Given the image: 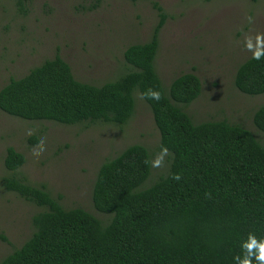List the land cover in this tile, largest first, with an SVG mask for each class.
<instances>
[{"label":"trees","instance_id":"obj_1","mask_svg":"<svg viewBox=\"0 0 264 264\" xmlns=\"http://www.w3.org/2000/svg\"><path fill=\"white\" fill-rule=\"evenodd\" d=\"M14 1L22 11L24 0ZM155 9L159 21L150 41L125 49L129 70L116 80L78 82L56 55L0 89V112L27 122L121 127L134 113L137 90L152 113L160 150L169 154L166 175L141 189L151 172L150 154L141 145L105 161L91 192L94 209L109 216L103 224L82 209L65 210L45 187L18 178L25 158L7 148L3 162L11 175L3 188L45 210L32 217V235L0 264H233L250 232L264 238V147L238 125L192 123L177 105L199 97L196 75L178 76L165 92L153 63L166 16ZM234 87L247 96L264 95V58L239 65ZM149 90L160 99L142 96ZM252 121L264 134V106Z\"/></svg>","mask_w":264,"mask_h":264},{"label":"rangeland","instance_id":"obj_2","mask_svg":"<svg viewBox=\"0 0 264 264\" xmlns=\"http://www.w3.org/2000/svg\"><path fill=\"white\" fill-rule=\"evenodd\" d=\"M155 5L166 16L153 63L165 92L178 76L196 75L199 97L177 105L192 123L226 121L264 147V134L252 121L264 95L247 96L234 87L236 69L252 56L246 42L255 45L257 35L264 36V0H24L22 11L14 0H0V89L56 55L78 82L101 86L116 80L129 70L125 49L150 41L159 21ZM133 99L134 113L121 127L27 122L0 112V236L7 239L0 241V261L32 235V217L45 210L3 188L11 175L3 162L7 148L25 158L18 178L45 187L65 210L82 209L103 224L109 216L94 209L91 192L105 161L141 145L151 159L141 189L166 175L169 154L160 150L152 113L137 90ZM41 140L43 151H37Z\"/></svg>","mask_w":264,"mask_h":264},{"label":"clouds","instance_id":"obj_3","mask_svg":"<svg viewBox=\"0 0 264 264\" xmlns=\"http://www.w3.org/2000/svg\"><path fill=\"white\" fill-rule=\"evenodd\" d=\"M245 48L252 52V60L260 62L264 58V36L257 35L255 45L251 40H248ZM142 96L157 101L160 99L158 91L149 90ZM42 144L43 141L41 140V147L37 151H43ZM153 166L158 167L159 160L155 161ZM176 179H179V177H176ZM233 264H264V238L257 239L256 234L250 232L247 239L241 244V254L233 257Z\"/></svg>","mask_w":264,"mask_h":264}]
</instances>
